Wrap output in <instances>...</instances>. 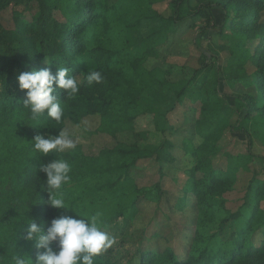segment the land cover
<instances>
[{
  "label": "trees",
  "instance_id": "16d2710c",
  "mask_svg": "<svg viewBox=\"0 0 264 264\" xmlns=\"http://www.w3.org/2000/svg\"><path fill=\"white\" fill-rule=\"evenodd\" d=\"M30 1L0 0V15L10 4L18 6ZM37 1L41 10L31 19L17 14L11 27H4L0 20V264H12L13 250L35 260L38 250L34 241L23 239L26 223L21 221L17 228L18 211H23L28 202L24 216L38 224L44 222L45 228L61 210L46 203L49 193L41 187L46 177L39 172V163H47L55 156L50 153L39 159L31 158L28 140L38 132L56 135L58 129L64 128L66 119L86 114L98 115L99 129L114 135L121 129H134V120L148 113L144 100L166 104L171 98L180 104L186 100L199 102L194 130L201 142L193 148L195 163L186 171L182 197L185 202V194L192 195L197 208L187 253L181 257L170 248L156 251L140 245L125 248L113 243L106 252L94 258V264H134L135 261L138 264H264V208L261 206L264 179L254 177L250 180L245 201L235 211L225 206L223 196L231 188L233 170L247 167L250 162L249 154L225 148L228 132L244 134L249 146L254 137L264 142V64L254 58L264 46V0H217V5L227 15L234 11L226 23L234 26L238 34L248 30L255 34L237 42L226 40L219 47L230 53L225 65L213 68L203 62L190 79L179 82L167 79L161 68L144 66L145 60L154 55L153 32L145 38L144 50L131 53L127 48L126 29L149 19L164 22L169 31L174 24L198 14L201 7L209 5L207 2L199 0L200 5L191 9L187 4L189 0H170L171 14L163 17L152 7L160 0H120L106 7L109 10L106 16L97 0H74L75 16L69 15L64 21V12L59 20L56 14L62 8L68 11L70 0ZM250 45L254 46L253 50ZM84 54L94 63L93 68L88 69L81 60ZM45 59L53 63L46 65ZM248 63L252 67L250 72L247 71ZM63 64L71 67V74L77 75L78 80L83 79L81 71L96 70L101 72L103 81L91 86L81 84L74 99L64 100L63 90H58L64 107L63 121L59 124L48 121L46 129L31 126L34 122L23 109L26 90H19L18 74L43 67L55 73L56 65ZM220 82L231 87L247 84L254 88L253 93L234 94L239 109L244 112L233 122L231 115L222 110ZM152 113L154 122L163 126L168 123L164 114ZM46 119L41 118V122ZM170 147V144L161 143L150 154H138V148L117 146L105 148L96 156L82 157L77 150L63 156L73 166L71 182L79 187L78 196L86 191L93 192V188L114 192L121 182L130 183L124 193L134 198L126 209L131 214L137 197L142 194L152 199V192L151 188H138L129 172L138 158L150 155H156L158 161L170 158L167 150ZM125 158L131 160L121 162ZM217 158H224V169L214 166ZM78 196L74 200L83 203L84 199L78 200ZM98 198L94 195L88 201L93 204ZM142 239L143 236L139 241Z\"/></svg>",
  "mask_w": 264,
  "mask_h": 264
},
{
  "label": "rangeland",
  "instance_id": "374dc122",
  "mask_svg": "<svg viewBox=\"0 0 264 264\" xmlns=\"http://www.w3.org/2000/svg\"><path fill=\"white\" fill-rule=\"evenodd\" d=\"M97 1L102 14L106 16L109 14L106 7L115 5L120 0ZM169 1L160 0L152 7L163 17H168L171 14ZM189 1L187 4L191 9L200 5L199 0ZM70 2L71 7L68 11L62 8L56 14L58 20L63 16V12L64 21L69 15L75 16L74 0ZM203 2L209 5L201 7L195 16L174 24L169 31H166L164 22L156 23L149 19L141 21L138 25L127 27L125 36L128 50L131 53L144 50L145 38L153 32L151 38L152 40L154 38V41L151 44L154 55L145 60L144 66L148 69L154 67L163 69L167 79L172 82L190 79L194 70L200 68L203 62H208L213 68L225 65L230 53L227 50H220V45L226 40L237 42L255 33L248 30L239 35L234 26L231 27L229 23H226L227 17L233 16L234 11L227 15L226 11L217 5V0H203ZM40 10V3L37 0L18 6L10 4L1 12L0 20L4 27H11L17 14L24 19H31ZM228 10L231 9L228 8ZM262 19L264 20V13ZM253 48L254 46L250 45V49L253 50ZM254 58L264 64V46L258 49ZM81 60L88 69L94 67V63L86 54ZM246 66L247 71L250 72L251 64L248 63ZM253 90L254 88L247 84L231 87L226 82H220L222 110L225 114L231 115L232 122L241 117L244 112V109H239V102L234 94L253 93ZM173 100L171 98L166 104L157 100H144L148 113L141 114L134 120V129H121L114 135L99 129L101 125L98 115H76L65 120L64 128L74 136L78 145L76 150L82 157L96 156L105 148L117 146L133 150L138 148V154H150L161 143L170 144L171 147L167 149L170 158L164 161H158L155 158L156 155L138 158L129 172V176L133 178L138 188H151L152 199L140 194L136 199L133 212L128 214L126 209L134 198L124 193L130 186L127 181L121 182L114 192L105 193L98 188H93V192L86 191L83 195H79L80 197L78 196L79 187L76 183L70 182L66 188V196L72 199L76 196L79 197L78 200L84 199L83 203L78 202L81 211L89 214L99 213L106 229L114 238V244L125 248H136L140 245L142 248H154L156 251L170 248L178 256L184 257L188 250L189 235L194 229L197 218V208L192 195L185 194V202L182 201V197L187 180L186 171L195 163L193 148L201 142V138L194 130L199 102L190 103L186 100L180 104ZM152 112L164 114L168 123L163 126L157 123L158 121L154 122ZM224 145L226 149L250 155L247 167L233 170L234 179L231 188L223 194L225 206L235 211L245 201L250 180L254 177L264 179V142L254 137L249 146L244 134L228 132ZM130 160L125 158L121 162L127 163ZM216 161L214 166L224 169V158H217ZM155 191L158 192L157 195ZM94 195L99 197V200L91 204L88 199L90 197L93 199ZM261 206L264 208V201ZM62 214L77 215L71 210L65 212L64 209H61L58 215ZM127 214L128 218H126ZM141 236H143L142 242L139 241ZM134 264H138L137 261Z\"/></svg>",
  "mask_w": 264,
  "mask_h": 264
},
{
  "label": "clouds",
  "instance_id": "9594fccd",
  "mask_svg": "<svg viewBox=\"0 0 264 264\" xmlns=\"http://www.w3.org/2000/svg\"><path fill=\"white\" fill-rule=\"evenodd\" d=\"M44 63L47 65L53 61L45 59ZM71 72V67L63 64L59 67L56 65L55 73L49 67H43L39 70L33 68L21 71L18 74L16 78L18 88L26 90L22 103L23 109L27 110L29 118L34 122L31 126L46 129L48 121L57 124L63 121L64 107L58 90H63L64 100H69L79 94L81 84L91 86L103 81L100 71H81L80 74L84 73L82 80H78L77 75H72ZM45 117L47 119L41 122V118ZM58 130V134L47 136L43 132H38L28 140L31 147L30 155L36 159L50 153L55 156L47 163H39V172L44 173L46 177L41 187L49 193L46 203L53 208L64 209L65 212L71 210L77 215L62 214L52 218L45 228L44 222L38 224L34 219L24 216L29 207L28 202L23 211H18L20 215L17 228L21 221L26 223V234L23 239L34 241L38 251L33 261L27 254H18L13 250L12 264H94V258L106 252L115 242L99 213L89 214L81 211L80 204L66 196V188L72 180L73 166L63 154L76 150L77 142L67 129ZM35 171L34 168V173ZM16 230L13 233L14 237Z\"/></svg>",
  "mask_w": 264,
  "mask_h": 264
}]
</instances>
